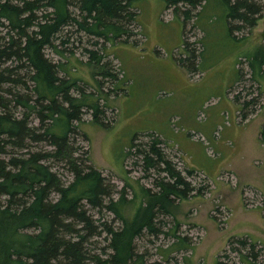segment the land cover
Returning <instances> with one entry per match:
<instances>
[{
    "label": "trees",
    "instance_id": "1",
    "mask_svg": "<svg viewBox=\"0 0 264 264\" xmlns=\"http://www.w3.org/2000/svg\"><path fill=\"white\" fill-rule=\"evenodd\" d=\"M134 1L0 0V264H151L147 256L135 252L134 240L164 233V219L175 215L167 207L174 206L175 199L205 193L207 185L196 188L171 160L164 139L156 136L139 143L141 138L136 135L130 149L144 169L165 175L156 180L159 192L153 196L142 189L154 202L140 203L134 217L128 218L123 189L94 165L87 151L77 154L81 148L74 139L80 134L76 122H82L87 111L104 127L112 122L103 104L85 94L77 81L60 74L64 65L50 58L46 50L61 53L60 47L68 49L74 33L79 41L87 35L96 47L85 48L90 61L106 65L103 75L117 82L120 73L104 62L106 56H112L105 43L135 37L132 24L138 12ZM165 1L167 8L184 19L187 34L202 30L196 23L208 0ZM214 5L218 11L225 6L226 23L233 33L255 27L264 13V0H222ZM197 39L186 43L189 55L179 57L180 64L191 71L204 51L206 39L201 40L202 48ZM250 59L255 73L256 68L263 72L264 47ZM233 96L244 122L258 97L248 99L239 91ZM261 140L264 142V125ZM42 142L50 148L36 146ZM53 162L68 165L73 173L69 183L55 171ZM187 171L191 176L196 173L195 169ZM115 193H120L118 199ZM92 210H107L122 222L121 227L102 224L109 251L101 254L90 248V239L103 233ZM177 233L176 224L171 234L178 239L165 252L167 256L185 248L184 240L189 245ZM240 241L245 245V239ZM251 253L254 263L261 264L257 253Z\"/></svg>",
    "mask_w": 264,
    "mask_h": 264
},
{
    "label": "rangeland",
    "instance_id": "2",
    "mask_svg": "<svg viewBox=\"0 0 264 264\" xmlns=\"http://www.w3.org/2000/svg\"><path fill=\"white\" fill-rule=\"evenodd\" d=\"M215 1L222 0H208L196 23V27L205 29L208 33L203 43L201 67L214 64V61L218 59L231 61L236 53L234 51L238 49L226 23V8L222 5L219 11L215 10ZM144 2V0H135L134 6L139 8V5ZM151 7L152 10L141 26L148 28V31L159 27H170L166 32L169 35V41L172 35H176L178 29L183 34L186 24L181 16L174 12L171 14L163 12L162 14L159 12L160 3L158 1L152 2ZM140 13L138 12L137 16ZM193 23L189 24V28ZM132 27L137 32L138 23L133 22ZM197 31L199 30L196 29ZM242 34L245 37L249 36L250 48L249 51H244L247 56L241 62L243 64L242 80L237 84L235 92H241L242 96H247L248 99L253 96L258 97V104L248 117V119L252 118V121L247 128L246 139L238 142L237 145L234 143L232 134L224 130L226 126L231 125L230 116L226 113L223 124H221L222 118L208 121L210 126L215 128L212 135L205 126V122L191 128L181 123L177 116H173V110L181 108L176 102H168L171 94L163 89L164 78L161 74L165 68L162 63L163 58H155L151 64H135V81L126 86V92L117 95L120 79L115 83L106 78L103 73L107 71V66L103 63L98 65L92 63L85 53V48H96L93 38L84 35L79 41L74 33L68 49L61 46L63 50L61 53H55L50 48L46 50L50 58L64 65L61 67L62 76H68L73 81H77L85 94L98 100L106 109L107 119L112 122L110 127H104L95 122L92 119V113L87 111L83 116V121L76 122L80 134L74 135V139L81 148L77 154L82 155L87 151L94 165L115 182L120 190L123 189L128 202L126 203L128 205L124 207L126 217H134L140 203L143 202L146 206L154 202L153 199L143 194L142 189L147 190L153 196L154 193L159 192L155 186L156 180L165 175L155 170L146 171L144 169L143 162L134 154L135 151L130 149L136 135L141 138L139 143L149 142L156 136L161 137L159 128L164 130L167 125L163 124V119L174 117L172 126L175 132L183 135L184 139L192 135L197 143L206 146L208 156H203L200 147L193 144V160L190 162L193 161L203 167L207 176L200 175L203 171L198 166L194 168L198 174L188 175L187 169H193L189 165L191 156L179 150L178 146L169 147L168 144L164 146L171 160L176 163L187 180H191L196 188L206 185L207 188L204 194L193 193L188 198L175 199L172 207L167 204L168 207H166L175 211V215H169L164 219L166 220L162 225L164 233L155 237L148 234L134 240L135 252L147 256L146 259L151 264H255L251 252L257 253V262L264 264V213L260 207L252 208L257 204H262L264 207V194H261L258 188L248 186L247 181H238V178L229 172V162L241 157V160H246L248 164L258 161L253 166L263 170L258 174L264 176V143L259 138V130L264 125V66L263 72L256 68L257 73H255L250 62V58L256 51L264 47V13L255 27ZM151 37L154 39V36L151 35ZM60 42L59 40L58 43ZM99 42L103 43L104 40L100 39ZM105 44L110 53L113 43L106 41ZM125 44L128 42L115 43L111 52L116 53L115 50L119 52L128 48ZM181 46L179 44L171 51H178ZM198 47L202 48L201 40L198 42ZM147 50L149 52L154 50L153 43L147 47ZM154 52L158 53V50L155 49ZM259 58V56L256 57L257 63ZM104 62L105 64L110 63L111 67L119 72L116 58L111 55L106 56ZM211 74L209 72L208 76ZM119 78H121L120 74ZM208 81L211 82L212 77H209ZM219 100V98L210 97L207 106L217 104ZM115 109L117 118L114 121ZM198 116V121H204L207 118L205 112H202L201 117L200 114ZM32 119L38 123L35 117ZM36 146L50 148V145L45 142ZM237 146H240L238 150ZM180 151L182 157L179 156ZM53 164L62 180L69 183L73 178V173L67 167L68 165L65 162H53ZM114 195L115 199H118L120 193ZM226 201H230L231 207L229 206L228 209L226 206L222 208V205H228ZM158 202L161 203V200ZM246 206L251 208L245 210ZM92 213L95 214L96 223L99 224V229L103 233L101 236L90 239L92 240L90 248L92 252L101 254L105 249L109 251L107 232L102 224L108 222L121 227L122 222L116 220L115 215L107 210L101 212L92 210ZM212 215H215L217 219H214ZM225 216L226 220L223 222ZM176 224L177 234L185 237L189 245H186L188 243L184 240L185 248L167 256L165 252L178 239L171 234ZM242 239L246 240L245 245L241 244ZM105 256L106 254H103V257Z\"/></svg>",
    "mask_w": 264,
    "mask_h": 264
},
{
    "label": "crops",
    "instance_id": "3",
    "mask_svg": "<svg viewBox=\"0 0 264 264\" xmlns=\"http://www.w3.org/2000/svg\"><path fill=\"white\" fill-rule=\"evenodd\" d=\"M144 1L145 2L142 5H139V8L135 7L137 12H141L140 15H138L136 18V23H138L139 27L137 29L135 37L129 40L128 44H125L128 45V48H125L119 52L115 50L116 53L110 52L112 53V56L116 58L120 63L121 69L125 74L124 78H120L117 95H121L123 92H126V86L135 81V64H151L154 62L155 58H163L164 61L162 63L165 67L161 72L164 78L163 89L164 91H168L171 94V99H169L168 102H176L181 108L180 110H173V116H177L181 123H183L187 127L191 126V128H194V126L199 123L205 122V126L208 128L210 135H212L215 128L211 127L208 121H216L218 118H220L221 120L222 118L221 124H223L224 114L226 113L230 116L231 125L226 126L224 130L232 134V138L235 141L234 143L236 145L238 144V142H242L243 140H245L247 128L252 121V118L244 122L241 121V119L239 118V111L241 108L235 101L233 95L235 94V87L242 78L243 64H241V62L245 60L247 56L244 51H249L250 48L249 36L246 35L245 37L244 34H239V32H230L235 45L238 46V49L234 51L236 53L233 60L226 61L223 59H218L214 61V64L201 67V57L197 63V68L194 71H191V69L186 68L185 66L180 64L179 57H187L189 55V50L186 46L187 42H195L196 38L202 41L206 39L207 33H205V29L197 31L196 35L193 33L187 34L185 26L183 34L181 33L180 29H178L176 35H172L169 41V35L166 34V32L169 31L168 28L170 27H159L155 30L148 31V28L141 26V23H143V20L152 10L151 4L154 1H158L160 3L159 12H161L162 14L163 12L171 14L174 11L172 9H167L165 0ZM151 35L154 36V39L151 37ZM199 40L197 41L199 42ZM157 42H159L158 45ZM152 43L153 49H157L158 53H155L154 50H152L151 52L147 50V47ZM179 44H181L182 46L178 51H171ZM113 46H111L110 51ZM209 72L212 73L210 76H208ZM195 74H201V76L195 77ZM209 77H212L211 82L208 81ZM210 97H216L220 100L217 104L207 106V102ZM202 112H205L207 118L204 121H198V115L200 114L201 117ZM116 113L117 110L115 111L114 121L117 118ZM168 114H170V112ZM173 119L174 117L167 118V120L163 119V124L167 125L164 130L161 127L159 128V134L161 138L164 139L165 142H167L169 147L178 146L180 150L185 151L189 156H191L189 160L190 167L194 169L195 166H198L202 169L201 171H203V167L197 165L193 161H190L193 160V144H197L200 147L201 154L203 156H208L206 146L202 143H197L192 138V135L186 136V139H184L183 135L175 132L172 126ZM261 130L262 129L259 130L260 140ZM254 141L256 142L255 136ZM262 143L264 142L262 141ZM239 148L240 146L236 147L237 150ZM237 160H241V157ZM237 160L229 162V172L233 173L238 178V181H247L248 186H254L256 189L258 188L259 190H261V192H263L264 176H260L258 174L263 170L257 169L253 166L254 164L258 163V161H254V164H251V162L250 164H248L246 160H241L240 162ZM226 181L229 180L226 179ZM226 203L228 205L222 206H226V208L228 209L230 206V201H226ZM255 207L262 208L261 206H253L252 208ZM250 208L251 207L246 206L245 210H248ZM262 210L264 213L263 208Z\"/></svg>",
    "mask_w": 264,
    "mask_h": 264
},
{
    "label": "bare ground",
    "instance_id": "4",
    "mask_svg": "<svg viewBox=\"0 0 264 264\" xmlns=\"http://www.w3.org/2000/svg\"><path fill=\"white\" fill-rule=\"evenodd\" d=\"M193 176V175H192Z\"/></svg>",
    "mask_w": 264,
    "mask_h": 264
}]
</instances>
